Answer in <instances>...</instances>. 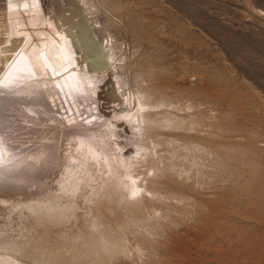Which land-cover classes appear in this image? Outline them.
I'll list each match as a JSON object with an SVG mask.
<instances>
[{"label":"bare ground","instance_id":"1","mask_svg":"<svg viewBox=\"0 0 264 264\" xmlns=\"http://www.w3.org/2000/svg\"><path fill=\"white\" fill-rule=\"evenodd\" d=\"M76 1L103 53L105 69L86 71L85 63L79 64L81 51L71 43L74 38L80 50L71 34L75 30L61 23L49 2L0 0V264H97L100 252L110 253L118 241L113 229L117 212L134 209L143 196H171L178 202L200 197L209 202L200 188L190 185L197 175L188 177L195 157L204 161L219 156L225 147H237L255 167L264 152L263 140L244 130L236 133L242 120L232 114L247 111L246 103L229 97L220 107L201 108L198 97L213 101L215 96L198 77L189 88L193 73L176 79L162 68L151 69L142 77L143 89L126 90L123 58L97 20L99 13L108 14L106 7L99 0ZM154 30L158 36L167 35L157 25ZM108 72L114 99L100 109L96 93L105 86ZM224 102L227 109L222 111ZM64 139L72 140L78 150L69 155ZM84 144L92 150L82 153ZM98 148L114 195L105 202L92 184L103 164ZM84 177L90 179L88 186L92 184L88 192L81 186ZM124 194H132L131 200ZM260 197L255 201L257 215L264 214ZM251 238L243 245L258 253L264 238ZM90 256L97 259L88 260Z\"/></svg>","mask_w":264,"mask_h":264},{"label":"rangeland","instance_id":"2","mask_svg":"<svg viewBox=\"0 0 264 264\" xmlns=\"http://www.w3.org/2000/svg\"><path fill=\"white\" fill-rule=\"evenodd\" d=\"M99 2L106 7L108 14L99 13L97 20L105 25V30L117 44L118 56L123 58L121 66L127 75L123 73L122 78L126 90L136 91L140 86L144 88L142 77L151 69L162 68L176 79L187 76L189 73L186 72L193 73L189 74V88L192 89L198 77V80H204L209 85L215 96L214 102L198 97L200 103L203 102L201 108L206 109L205 106L208 108L209 105L212 108L216 105L220 107L223 98H238V101L246 103L247 111L232 114L239 122L242 120L236 133L244 130L245 134L264 141V0ZM153 18L158 24L152 21ZM156 25L167 35L162 37L155 34ZM184 63L189 66L187 70L182 66ZM140 88L137 90L143 89ZM217 96L221 99L217 100ZM225 109L224 102L222 111ZM64 143L70 148L69 155L78 150L72 140L67 139ZM84 145L82 153L92 150ZM217 146L222 145L217 143ZM223 150L220 157L215 155L204 161L195 157V167L191 163L192 170L188 177L197 175L190 185L195 189L200 188V195L209 202L199 196L202 201L195 199L194 202H178L165 195L143 196L134 209L128 206L123 212H117L118 222L113 229L118 241L112 246L111 254L100 252L97 264H264V245L257 249L258 253H250L243 245V241L249 237L253 236L251 239L255 241L264 238V214L257 215L255 202L256 197L260 196L264 202V185H261L264 180V152L255 161L257 166L253 167L239 148L229 146ZM99 151V148L96 149L97 155L101 156ZM66 155L64 160L67 161ZM101 157L103 163L105 158ZM104 164H101L102 172L98 176V170L93 172L97 178L92 183L94 186L97 184L95 187L100 198L104 195L103 202L114 197L108 186L109 178L106 177L109 173ZM252 178L255 182H252ZM82 179L81 186H85L87 190H83L88 192L92 185H87L90 179ZM258 186L262 187V191ZM119 193L122 194L120 190ZM131 198L132 194L125 195V199L130 201ZM93 259V256L88 258Z\"/></svg>","mask_w":264,"mask_h":264},{"label":"water","instance_id":"3","mask_svg":"<svg viewBox=\"0 0 264 264\" xmlns=\"http://www.w3.org/2000/svg\"><path fill=\"white\" fill-rule=\"evenodd\" d=\"M45 1L52 5L53 12L60 18L61 23H67L69 27L74 28L75 32L71 34L77 37L81 45L80 50L76 47L74 38L71 39V43L74 45L76 52L81 51L79 64L85 63L86 71L105 69L107 65L103 53L93 38L91 27L83 15L79 3L76 0H62V3L57 0ZM65 13L69 15L65 16ZM104 83L105 86L103 84L96 93V99L100 102V109L106 107L107 103L114 99V84L110 77V72L107 73V79Z\"/></svg>","mask_w":264,"mask_h":264}]
</instances>
